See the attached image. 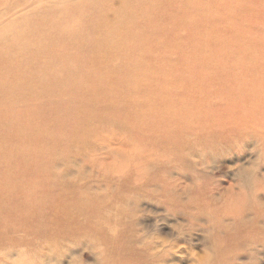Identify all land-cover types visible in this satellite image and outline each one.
Masks as SVG:
<instances>
[{
    "label": "rangeland",
    "instance_id": "374dc122",
    "mask_svg": "<svg viewBox=\"0 0 264 264\" xmlns=\"http://www.w3.org/2000/svg\"><path fill=\"white\" fill-rule=\"evenodd\" d=\"M177 2L0 0V115H13L0 131L18 138L2 152L28 159L32 136L60 155L57 203L35 227L5 203L0 264H104L120 246L136 264H264V126L248 122L264 114L250 99L264 91V0H191L190 17ZM167 71L183 84L159 82ZM222 71L242 83L220 85ZM114 81L107 95L128 89L131 110L73 96ZM30 105L54 110L50 125L21 114Z\"/></svg>",
    "mask_w": 264,
    "mask_h": 264
},
{
    "label": "bare ground",
    "instance_id": "6f19581e",
    "mask_svg": "<svg viewBox=\"0 0 264 264\" xmlns=\"http://www.w3.org/2000/svg\"><path fill=\"white\" fill-rule=\"evenodd\" d=\"M173 1L175 2V4L178 5L177 0H173ZM231 1H234V0H231ZM184 3L188 5L187 10H193L194 11V13H191L192 11L191 12L186 11L185 14L188 15V17L197 14V11L193 9L194 8L193 5L189 8L191 0H184ZM232 37L243 39V42L245 45L244 49L248 48V46L246 44L247 41L244 37H234V36H232ZM193 38H194L195 43L200 45L199 43H197L200 41L197 39V38H199V36H194ZM146 58H147V56L144 57V56H138L137 55L133 58V62L146 65L147 62L144 60ZM244 62L245 63L248 62L249 63L248 65H253V64L257 63V60H244ZM170 72L171 71H167V73L163 74L160 78H157V77L156 78L159 80V82H163V83L167 84L169 86L168 87L169 89L175 90L174 86L177 85L178 79H180L181 84H183V80H182V78H179L177 76H171ZM234 75H235V73L233 72L232 76H234ZM249 75L250 74L246 73V76L248 79L252 78V76L251 75L249 76ZM229 76H230V78H229ZM214 78L217 79V83H219L222 86H225V85L226 86L227 85H230V86L233 85L234 86V85H238V84L242 83V82H240V77L238 75L231 77V75L228 74L227 71H222V73L219 76L214 77ZM111 83H113V84H108L104 88L98 87L96 85H90V84L87 86L81 85L82 88H80L79 86L75 87L73 89V96L74 95H81L82 97L84 96L85 98H91L92 96L101 95L107 99L109 97H111L114 105L122 104L123 106L121 108H125L126 110H131L133 107L131 108L129 106V103L133 105V100H132L133 97L131 96L132 93L128 92V89H121L119 91L114 90L113 96L108 92V94L110 95V96H108L107 91L109 89V86H112V87H114L115 85L121 86V82L114 81ZM235 89H237V88H235ZM195 90L197 91V89H195ZM186 92L189 93V89ZM99 98H100V96L98 97V99ZM260 98L262 99L263 105L260 108V110L257 107L256 108L259 111L264 112V91L261 90L258 94H251L250 95V99L252 101L259 100ZM27 108H28L27 109L28 112L27 111H21V114L22 113L29 114L30 119H31V116L36 117V120L41 118L39 115V114H41L40 106L30 105V106H27ZM53 112H54V110L52 111L49 109L45 114H41L42 118L46 117L47 125H50V120H51L52 116H54ZM255 112H258V111L254 110L253 108H248L245 111H243L242 113H244V114H247V113L252 114L253 113L254 114ZM262 112H261V114H262ZM21 114H17V115L20 116ZM57 115H58V113H57ZM11 116H13V115L10 114V116H8V117H2L0 115V123L2 125V129L6 128L5 130H7V126H9V124L11 123V121L9 120L12 118ZM21 118H22V115H21ZM36 120H33L32 123H37ZM249 121L252 122V125L256 126L261 122L262 125L260 124V126H264V114H262L261 117H259V115L255 116V118L253 120H248V122ZM196 122H201V121H196ZM2 129L0 131V168H1L0 169V220L4 221L5 215H6V213H8L5 209L8 206L5 205V203L6 204L11 203V205H13L12 207L14 209V213L10 212L9 214L13 215L14 217H17V220L20 223H23V225H19V226L20 227H35V222L37 219H39L38 218L39 216H37V214H39L38 213L39 207H44V208L49 209V207L53 208L55 206V205L53 206V203L54 204L57 203V202H55L57 197H55V195L53 194L54 188H53V185L50 183V181H52V179L54 181L53 169H54V166L56 163L55 158H57V157L59 158L60 155L59 154L58 155L53 154V150H51L50 147L46 146L47 145L46 139L40 146H39V144H36L37 142L33 139L31 134H36L37 132L32 133L29 131V133H28L25 130H23V132H25L27 134H25V133L24 134L30 135L31 139L28 142H24L25 146L22 149V154L24 157H26L28 159H24L21 156L15 157L12 153L8 154L6 152H2L3 149L6 146H8L11 141H13L15 139L18 140L17 137L15 138V137H10V135H7L6 131L5 130L2 131ZM263 129H264V127H263ZM258 132H259V130H258ZM48 140H50L49 137H48L47 141ZM45 143H46V145H45ZM38 147L42 148V151L39 153H37ZM41 154H43L44 157ZM24 160H26V161L28 160L32 164L35 163L36 165L38 164V162H36V161H39V162L41 161L44 163V168L43 169L41 168L42 170H39L36 167L32 168L31 170L25 169L24 168L25 167V161ZM18 170L20 172H18ZM44 170H46V171H44ZM49 174H51L52 176H50ZM56 174H58V173L56 172ZM47 180H50V181H47ZM35 181L41 182L42 185L33 191H29L28 184L35 182ZM235 200L237 202H240V199H235ZM29 204L31 207L29 206ZM233 204H234V200H233ZM234 206L236 207L237 203H235ZM44 215H45V213H44ZM34 217H35V222H34ZM45 221H46V219L44 220V223H45ZM43 225H46V224H43ZM48 225L49 224H47V226ZM106 231L107 230L105 228H104V230L101 228V230L99 231L101 234L99 237H102L103 240H106V238H107V236L104 234V232H106ZM115 237L116 238H114V241L116 242L115 243V245H116V244H118L117 242H120V241H119V236H115ZM220 244L222 245L221 252L225 253L226 247L228 244L225 245L224 242H221ZM124 249H125V247L122 248V246L116 247V248L112 247V248L107 249V252H106L105 248H104L103 253L106 252L105 253L106 260L103 261L104 264H136V259L130 260L127 258V255H126V252Z\"/></svg>",
    "mask_w": 264,
    "mask_h": 264
}]
</instances>
